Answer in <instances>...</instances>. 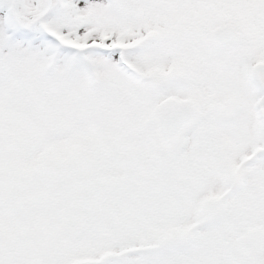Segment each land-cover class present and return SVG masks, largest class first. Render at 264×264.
<instances>
[{
    "label": "snow or ice",
    "instance_id": "1",
    "mask_svg": "<svg viewBox=\"0 0 264 264\" xmlns=\"http://www.w3.org/2000/svg\"><path fill=\"white\" fill-rule=\"evenodd\" d=\"M0 264H264V0H0Z\"/></svg>",
    "mask_w": 264,
    "mask_h": 264
}]
</instances>
